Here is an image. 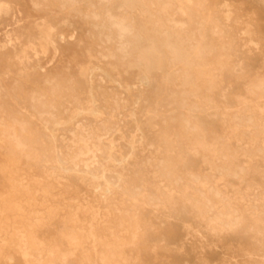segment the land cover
Wrapping results in <instances>:
<instances>
[{"label":"rangeland","instance_id":"374dc122","mask_svg":"<svg viewBox=\"0 0 264 264\" xmlns=\"http://www.w3.org/2000/svg\"><path fill=\"white\" fill-rule=\"evenodd\" d=\"M263 87L264 0H0V264H264Z\"/></svg>","mask_w":264,"mask_h":264},{"label":"bare ground","instance_id":"6f19581e","mask_svg":"<svg viewBox=\"0 0 264 264\" xmlns=\"http://www.w3.org/2000/svg\"><path fill=\"white\" fill-rule=\"evenodd\" d=\"M104 1V0H103ZM259 91H260V94H263L264 95V87L263 88H260L259 89ZM30 100V99H29ZM36 102H38V105L39 106H42L41 105V101H36ZM34 103V102H33ZM43 113V112H42ZM118 126V125H117ZM18 131V127H17V125H14V126H12V127H10V128H8V129H5L2 133H8L9 134V132H17ZM10 140V139H9ZM15 141V140H14ZM6 143V142H5ZM9 143V142H8ZM18 145V144H17ZM56 153V152H55ZM161 162V161H160ZM160 168V167H159ZM37 183V182H36ZM13 185V184H12ZM203 194V193H202ZM105 200V199H104ZM7 212V211H6ZM235 222V221H234ZM41 250V249H40ZM42 253V252H41ZM113 254V253H112ZM105 257V256H104ZM102 264V263H101Z\"/></svg>","mask_w":264,"mask_h":264}]
</instances>
